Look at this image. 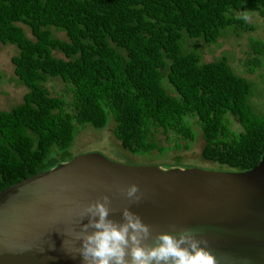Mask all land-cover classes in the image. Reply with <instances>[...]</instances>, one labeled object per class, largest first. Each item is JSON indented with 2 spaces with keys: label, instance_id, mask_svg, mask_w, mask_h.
Returning <instances> with one entry per match:
<instances>
[{
  "label": "trees",
  "instance_id": "1",
  "mask_svg": "<svg viewBox=\"0 0 264 264\" xmlns=\"http://www.w3.org/2000/svg\"><path fill=\"white\" fill-rule=\"evenodd\" d=\"M248 12L264 21V0H0V43L16 48L12 71L26 88L0 109V191L67 162L80 128L109 122L129 157L175 152L159 168L191 164L178 153L200 139L204 162L250 169L264 154V111L243 74L264 70V36L248 39L243 74L223 53L204 61L200 49L253 31ZM51 79L66 97L49 93Z\"/></svg>",
  "mask_w": 264,
  "mask_h": 264
},
{
  "label": "water",
  "instance_id": "2",
  "mask_svg": "<svg viewBox=\"0 0 264 264\" xmlns=\"http://www.w3.org/2000/svg\"><path fill=\"white\" fill-rule=\"evenodd\" d=\"M132 183L142 199L130 204L122 189ZM105 195L112 219L129 207L153 235L200 229L217 264H264V154L236 171L127 165L99 152L75 155L0 191V264H81L63 250L62 231L79 230V210Z\"/></svg>",
  "mask_w": 264,
  "mask_h": 264
},
{
  "label": "clouds",
  "instance_id": "3",
  "mask_svg": "<svg viewBox=\"0 0 264 264\" xmlns=\"http://www.w3.org/2000/svg\"><path fill=\"white\" fill-rule=\"evenodd\" d=\"M122 192L130 204L142 199L135 183ZM110 205L107 195L89 202L77 214L75 225L79 230L71 226L62 231L66 238L71 237V241L63 240V250L73 257L80 256L81 264H217L200 229L182 227L153 235L152 228L129 207L120 210V220L110 218ZM85 218L87 223H81ZM54 247V243L49 245Z\"/></svg>",
  "mask_w": 264,
  "mask_h": 264
},
{
  "label": "rangeland",
  "instance_id": "4",
  "mask_svg": "<svg viewBox=\"0 0 264 264\" xmlns=\"http://www.w3.org/2000/svg\"><path fill=\"white\" fill-rule=\"evenodd\" d=\"M246 21L255 26L253 31H240L228 33L227 36H222L212 44L200 43V49L202 59L204 61H210L215 57H218L222 53L227 56L230 66L237 73L243 74L244 69L241 65V60L245 57V51L247 50L246 43L250 37L263 38L264 36V21L255 13L248 12ZM26 35L30 36L29 30L26 26L21 25ZM55 36L64 38L63 32H53ZM16 53V48L13 45L0 43V109L7 110L11 106L21 102L22 95L26 91V88L19 84L13 75V65L10 62V57ZM56 55L61 56L60 53ZM264 68V62H263ZM264 70L262 68L257 69L252 74H243L245 77L250 79L254 84V92L256 95L251 97L252 102L256 109L260 112L264 111V85L260 84L261 74ZM49 93L51 95H63L66 97L64 91V85L59 79H51L45 83ZM232 127L237 128V124L233 122ZM156 138L161 144H166L163 139V135L160 133L156 134ZM201 140L198 139L191 145V148L187 151H180L181 160L185 163L191 164H177L171 167L174 168H201L211 170H222L226 167L216 165L214 163L204 162L199 157V151L201 147ZM118 142L112 134V122H109L106 127L102 129H94L88 125L80 128L76 135L71 152L75 155L83 154L87 152H99L105 156L108 160L123 163L127 165H146L154 164L160 167L161 165L157 162L169 163L175 156V152L169 151L164 155L157 156L155 161H149L139 155L129 157L123 153L118 147ZM139 156V157H138ZM60 164V163H58Z\"/></svg>",
  "mask_w": 264,
  "mask_h": 264
}]
</instances>
